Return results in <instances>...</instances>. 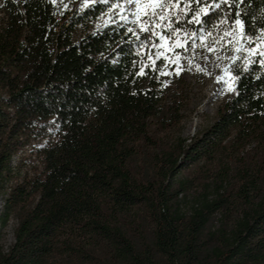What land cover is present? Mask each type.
I'll use <instances>...</instances> for the list:
<instances>
[{"label":"trees","instance_id":"trees-1","mask_svg":"<svg viewBox=\"0 0 264 264\" xmlns=\"http://www.w3.org/2000/svg\"><path fill=\"white\" fill-rule=\"evenodd\" d=\"M69 2L0 0V264H264V0Z\"/></svg>","mask_w":264,"mask_h":264},{"label":"rangeland","instance_id":"rangeland-1","mask_svg":"<svg viewBox=\"0 0 264 264\" xmlns=\"http://www.w3.org/2000/svg\"><path fill=\"white\" fill-rule=\"evenodd\" d=\"M58 8H65L70 1L69 8L80 7L82 0H55ZM122 5L118 10L125 19L138 20L146 12L159 6L161 0H121ZM239 31L233 34L238 38ZM199 74L196 70L185 74V78L192 86L190 102L186 108L184 136H192L205 130L216 118L220 103L234 92L233 79L223 63L209 64ZM2 201L0 199V208ZM8 241H12V229H8Z\"/></svg>","mask_w":264,"mask_h":264}]
</instances>
